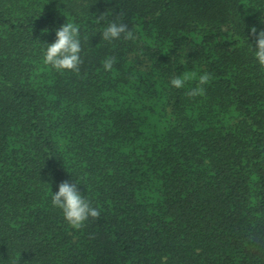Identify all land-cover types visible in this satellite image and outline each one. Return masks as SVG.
Returning a JSON list of instances; mask_svg holds the SVG:
<instances>
[{
  "label": "trees",
  "instance_id": "1",
  "mask_svg": "<svg viewBox=\"0 0 264 264\" xmlns=\"http://www.w3.org/2000/svg\"><path fill=\"white\" fill-rule=\"evenodd\" d=\"M121 12L136 40L104 41ZM66 23L78 74L43 62ZM252 26L264 0H0V264H264ZM185 72L197 78L172 87ZM63 181L99 219L66 222L52 205Z\"/></svg>",
  "mask_w": 264,
  "mask_h": 264
},
{
  "label": "clouds",
  "instance_id": "2",
  "mask_svg": "<svg viewBox=\"0 0 264 264\" xmlns=\"http://www.w3.org/2000/svg\"><path fill=\"white\" fill-rule=\"evenodd\" d=\"M123 15V12L119 13L116 20L109 22L104 27L102 31V39L104 41L111 42L121 38L130 41L136 40L134 30L122 22ZM100 19H104V15H101ZM250 35L255 38V47L250 44L252 54L260 67L264 69V30L258 31L255 26H252ZM81 51L79 26L74 23H66L56 31L55 41L47 45L43 62L58 72L69 71L78 74L80 65L83 63ZM117 62L116 56H106L101 61L102 69L105 72H111ZM196 78L197 74L195 72L173 75L170 79V85L176 89H183L190 80H195ZM212 80V74L205 71L199 75L196 86L187 89L185 95L190 99L203 96L206 91L204 86L208 85ZM52 205L62 211L66 222L76 230L82 229L89 219L96 220L101 215V209L94 207L80 193L77 184L69 183L68 181L61 182L58 191L52 194ZM168 259V255L160 257V264H167Z\"/></svg>",
  "mask_w": 264,
  "mask_h": 264
}]
</instances>
